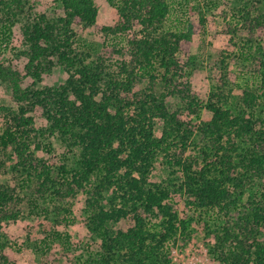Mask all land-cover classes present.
Masks as SVG:
<instances>
[{
  "label": "trees",
  "instance_id": "obj_1",
  "mask_svg": "<svg viewBox=\"0 0 264 264\" xmlns=\"http://www.w3.org/2000/svg\"><path fill=\"white\" fill-rule=\"evenodd\" d=\"M108 1L119 12L120 22L98 25V30L121 37L132 20L142 24L139 33L127 39L131 59L121 61L116 71L103 61L99 65L85 62L74 47L73 25L95 23L93 0H62L64 15L56 18L44 12L24 18L21 48L12 62L0 63V79L11 84L21 102L18 113L0 106L5 119L0 147L13 146L18 164L33 178L39 196L50 192L64 201L78 190L87 194L86 226L100 242L99 250L83 264H170V249L176 234L185 232L186 221L170 207L168 185L150 178L159 160L172 174L176 168L181 170L183 179L176 190L184 191L199 207H217L225 215L224 224L212 231L211 252L220 263L264 264V188L258 198L250 195L240 203V213H231L246 185L264 179V117L254 112L260 95L246 86L233 101L231 89L225 93L217 87L203 103L183 89V65L177 53L189 49L204 26V15L192 20L196 12H202L198 0L187 6L190 19L182 30L163 29L174 11L169 0ZM2 8L9 13L3 21L6 24L33 7L28 0H0ZM221 16L227 32L247 28L245 50L240 54L264 69V42H257L264 33V0H242L232 9L231 18L224 12ZM112 46L119 51L117 43ZM56 65L67 72L64 82L39 86ZM256 66V87L264 95V70ZM28 77L32 81L23 85ZM174 101L193 116L202 107L212 115L197 128L205 143H210L208 150L201 148L200 160L194 151L186 152L195 126L172 110L168 104ZM32 110H42L48 122L42 134L55 132L69 146L79 147L72 165L64 155L52 171L29 150L34 119L26 112ZM239 139L250 145L238 151ZM107 190L110 195L104 199ZM23 201L15 187L1 186L0 221L16 220ZM69 211L61 207V213ZM117 222L122 225L115 228ZM0 263L15 264L12 249L5 243H0ZM71 264L80 263L74 259Z\"/></svg>",
  "mask_w": 264,
  "mask_h": 264
},
{
  "label": "rangeland",
  "instance_id": "obj_2",
  "mask_svg": "<svg viewBox=\"0 0 264 264\" xmlns=\"http://www.w3.org/2000/svg\"><path fill=\"white\" fill-rule=\"evenodd\" d=\"M28 1L33 8L27 10L24 15L19 13L16 18L12 17L11 21H7L6 24L3 21L9 13H5L3 8L0 10V63L4 65L14 60L15 54L22 46V21L26 16L41 12L53 18L64 15L62 0ZM93 1L96 6L95 23L73 25L76 32L74 47L79 58L85 62H91V65H99L100 61H103L105 67L111 68L110 71H116L119 69L121 61L131 59L127 39L133 33H139L142 24L137 19L132 20L126 33L122 34L121 37L98 30V25L100 27L114 26L120 22L121 17L117 9L108 0ZM169 1L174 7V11L173 13L170 12V15L165 19L163 29L182 30L186 25L185 21L190 17L187 6L193 0ZM198 1L202 12H196L192 20L195 21L204 15V26L198 32L197 37L195 36L187 46L189 49L185 47V50H180L177 53V60L183 65V71L180 75V81L184 83L183 89L190 90L191 94L197 96L204 103L209 92L212 89L216 90L217 87L222 88L225 93L231 89V100L233 101L242 94L246 86L253 87L256 93L260 95L254 112L262 119L264 117V95L262 90L257 89V78L254 76L255 73H258L255 71V65L260 70L263 67L259 66L257 62H253V59L245 58L243 54H240V50H245L247 28L234 29L232 32L223 30L225 19L222 20L221 14L224 12L227 14L226 18H231L232 9L241 5L242 0ZM233 6L234 8H232ZM256 13L254 12V14ZM7 28H9V32H7ZM257 42H264V33L258 36ZM116 43L115 48H119V51L113 50L112 44ZM221 59L224 60L225 67L222 66ZM66 77L67 72L64 67L56 65L49 75L43 76V80L38 85L56 86L64 82ZM31 81L32 78H25L23 85ZM103 82L104 79H101V86H103ZM134 88L138 89L139 85ZM20 104L21 102L16 100L13 94L11 84L0 79V106L18 113ZM168 105L171 106L172 110L174 109L180 119L188 120L191 125L195 126V134L192 135L186 152L194 151L197 159L200 160L202 158L201 148L208 150L210 143H205L197 128L201 121L211 118V113L202 107L193 116L184 107L179 109L181 105L179 101H174ZM26 113L32 115L34 119L28 139L29 150L33 155L44 160L52 171L64 155L69 157L66 163L72 165L79 155V147L69 146L55 132L42 134L41 131H44L48 126L42 110H32ZM4 121L3 111H1L0 133ZM157 133L160 134V131L157 130ZM239 140L235 145L238 151L250 145L249 142ZM36 143H40L39 147L35 145ZM17 159V152L13 146L6 149L0 147V160H2L0 164V187L4 185L15 187L16 193L24 198L20 207V215L16 220L0 221V243L10 246L15 264H71L74 259L80 264L89 262L99 250L100 238L95 233H91L86 226L88 211L85 210V201L87 194L78 190L73 197H65L64 201H59L50 192L39 196L33 178L28 177L27 172L18 164ZM176 170L172 174L169 166L159 160L150 173L151 180L168 185L170 193L167 199L168 203L178 213L179 217L186 221L185 232L176 234L177 240L170 249L172 251L169 254L170 264L177 262L191 264L190 259L193 255L199 257L200 264L210 262L222 264L211 252L212 245L215 243L212 231L218 226L221 227L226 217L217 207H199L192 203V200H189L184 191L176 190L178 183L183 179L181 170L179 168ZM246 186L241 200L231 206V213H240V203L250 195L255 196V198L260 196L264 188V179L255 180L251 185ZM229 188L232 189L231 186ZM64 190L63 188L61 191ZM110 191H104V199L109 197ZM63 206L69 208V213H61ZM56 207L57 209H55ZM64 215L68 216L65 217ZM121 225L122 223L117 222L114 227ZM49 235L56 238L49 240Z\"/></svg>",
  "mask_w": 264,
  "mask_h": 264
},
{
  "label": "built area",
  "instance_id": "obj_3",
  "mask_svg": "<svg viewBox=\"0 0 264 264\" xmlns=\"http://www.w3.org/2000/svg\"><path fill=\"white\" fill-rule=\"evenodd\" d=\"M172 253V251H170V254ZM171 256V255H170ZM173 259V258H172ZM190 262H191V264H200V259H199V257H196V256H192L191 257V259H190ZM176 264H180V263H176ZM188 264H190V263H188ZM208 264H215L214 262H210V263H208Z\"/></svg>",
  "mask_w": 264,
  "mask_h": 264
}]
</instances>
